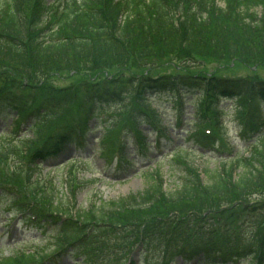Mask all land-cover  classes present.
<instances>
[{
	"label": "trees",
	"instance_id": "1",
	"mask_svg": "<svg viewBox=\"0 0 264 264\" xmlns=\"http://www.w3.org/2000/svg\"><path fill=\"white\" fill-rule=\"evenodd\" d=\"M223 2L0 0V116H12L14 133L30 123L32 135L21 142L24 147L18 154L21 158L32 155L29 168L33 172L40 166L38 161L58 158L67 145L81 147L89 120L109 103V111L117 108L112 113L115 123L125 120L123 126L128 124L141 148L147 150V135L140 124L148 121L159 136L166 135L151 99L153 94L164 93L189 94L198 117H211V133L200 130L204 123L198 121L191 134L201 152L216 150L221 157L217 168L202 169L190 164L187 150L180 147L173 155L183 171L176 190L167 189L155 168L145 173L147 184L139 193L96 202L75 213L54 200V190L48 195L51 181L44 186L36 179L35 183L18 180L19 190L0 183L6 184L0 186L2 192L13 194L7 210L28 212L62 226L56 237L63 238L60 248L77 245L82 264H105L137 248L145 260L155 254V264H175L178 256L225 263L248 257L250 264H264V137L257 138L248 154L232 155L229 140L221 134L223 122L218 114L219 100L234 98L243 135L254 138L264 128V119L257 115L264 112V81L191 71L155 75L151 69L137 76L127 67L139 49L163 57L174 53L179 59L206 48L219 60L239 57L245 64L264 65V0ZM57 3L63 11L54 21L50 13ZM223 44L225 49L217 48ZM114 48L115 56L109 58L121 70L110 75L102 72L106 68L100 57ZM179 60L183 67L196 61ZM16 69L17 78H11ZM79 71L91 73L78 87H54L49 82L64 72ZM112 126L102 138L111 152ZM120 153L129 164L125 144ZM3 156L0 153V161ZM33 176L29 173L28 181ZM0 177L6 181L1 170ZM220 220L235 225L238 235L225 238ZM46 257L53 258L52 254L25 253L0 264H33Z\"/></svg>",
	"mask_w": 264,
	"mask_h": 264
},
{
	"label": "rangeland",
	"instance_id": "2",
	"mask_svg": "<svg viewBox=\"0 0 264 264\" xmlns=\"http://www.w3.org/2000/svg\"><path fill=\"white\" fill-rule=\"evenodd\" d=\"M219 4H223L222 1ZM62 7L59 3L55 4L54 11L52 12L51 18L56 21L62 15ZM118 48V47H117ZM117 48H114L112 52L101 54L100 63L106 68L102 72H107L110 75L115 74L121 70L119 66H113V61L109 58L115 56ZM217 48L225 49V44L220 45ZM223 49H219L220 52ZM140 50V49H139ZM138 50V51H139ZM136 52V56L131 64L129 72L136 74H144L153 70L154 74L163 73H174V72H193L201 73L206 75L219 74L226 77H249L264 81V65L256 62L246 63L239 57H229L217 59L210 55L209 49H204L203 52L194 51L190 56L186 57L183 55L182 59L185 60H196L195 62H187L188 66H182L181 60L175 57V54H166L161 56L160 53L139 51ZM208 51V54H206ZM224 54V52H222ZM163 57V58H162ZM186 57V58H185ZM38 62H41L38 61ZM120 64V61H118ZM79 64L75 63L77 67ZM109 71V72H108ZM156 72V73H155ZM85 71H79L78 73L64 74L59 78L57 76L50 78V83L55 87H70L75 84L76 87L83 84L82 79L89 77ZM18 76L17 69L13 72L11 78ZM104 76H100L102 79ZM23 81V79H22ZM95 82V80H92ZM166 97H170L166 95ZM187 96H190L187 94ZM190 98V97H186ZM151 99L155 103L154 106L159 107L160 114L163 118V124L170 127L171 138L173 136L174 142H168L164 144L160 143L161 146L155 144V135L151 133L149 136V144L145 157L139 152V148H136V144L131 138L127 128L121 127L119 135L122 136L121 132L126 133L129 142L127 143L128 152L130 156V169L125 167L119 168V159L116 157L112 160V155L106 152L105 143L102 141V125L101 120H91L92 128L91 132L88 133V138L85 146L74 151L70 146L63 153L62 156L58 157L55 161H48L42 164L41 168H37L36 171H32L29 168V160L23 163L22 158L19 156L20 149H23V143L27 136H31V130L28 126H21L18 133H14L15 130L9 128L11 123V116L1 117L0 119V153L6 156L1 157L0 170L4 172L6 181H0V183L13 184L20 187L16 181L23 180L28 183H35V179L41 181L42 185L46 186L48 181H51L52 187L49 185L47 188L48 195L54 190V200L61 205V207H68L70 211L75 213L79 209L90 208L94 203L110 202L112 200H119L123 197L129 196L131 193H139L143 190L147 184V178L145 171H151L152 168L157 166V170L160 171L161 175L165 179L166 187L168 190H176L180 185V179L183 175V171L177 167L176 162L172 158L173 149L177 146L190 149L194 147V140H185V132L178 130L175 126L176 117L179 116L180 111H177L172 104H168L164 101L163 96H151ZM163 101V102H162ZM162 102V103H161ZM182 107V119L186 129L190 128L192 124L191 120H195L193 116L192 103L186 102ZM219 105L224 112L222 116L223 127L221 128V134L229 140L230 146L233 153L238 152L240 155L248 153V147L250 143H254L255 140H247L241 136L239 132L240 119L237 117V113H233L235 103L230 102V99H222ZM112 111V110H111ZM126 119V118H125ZM111 121L110 119H107ZM125 120H121L124 123ZM11 123V125H10ZM147 126V125H146ZM118 128V125L116 126ZM144 128H146L144 126ZM120 130V128H118ZM18 130V129H17ZM125 131V132H124ZM123 134V137H124ZM115 135L112 133L111 138ZM118 135V133H116ZM165 141V140H163ZM159 147V148H158ZM158 148V149H157ZM106 152V153H105ZM200 153H204V156H200ZM186 155V154H185ZM190 164L195 167L202 169H214L220 164L218 160L221 158L216 150L201 152H187L186 155ZM75 158V159H74ZM209 167V168H208ZM29 173H33L34 176L28 181ZM16 174V178H15ZM205 175V174H204ZM207 176V175H206ZM208 177V176H207ZM1 178V177H0ZM2 179V178H1ZM77 188L73 190L70 184ZM5 185V184H0ZM0 188V262L1 259L6 260L18 256L19 254H50L56 250L59 245L56 243L62 237L57 239V229H61L62 226L43 220L39 222L29 213H19L15 210L10 212L8 208V199L13 195L10 192H2ZM2 192V193H1ZM11 194V195H10ZM53 199V197H52ZM227 220H220L222 228H220L225 238H233L238 235L239 229ZM62 250V248H60ZM80 249L75 245L74 247L68 246L66 253L62 254L57 262H48L47 264H82L83 256L79 254ZM128 252L115 257L110 262L105 264H155V254L150 256L148 260L143 258L142 249H133V252ZM125 261V262H124ZM251 262L249 258L239 259L235 263L230 264H248ZM206 264H214L208 263ZM202 261L189 260L188 262L183 261L181 258L175 259V264H205Z\"/></svg>",
	"mask_w": 264,
	"mask_h": 264
}]
</instances>
